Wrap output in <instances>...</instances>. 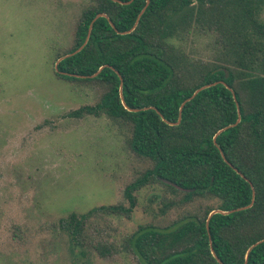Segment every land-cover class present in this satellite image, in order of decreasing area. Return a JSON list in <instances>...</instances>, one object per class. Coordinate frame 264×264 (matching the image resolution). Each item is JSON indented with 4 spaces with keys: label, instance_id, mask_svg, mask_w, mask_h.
I'll return each mask as SVG.
<instances>
[{
    "label": "trees",
    "instance_id": "1",
    "mask_svg": "<svg viewBox=\"0 0 264 264\" xmlns=\"http://www.w3.org/2000/svg\"><path fill=\"white\" fill-rule=\"evenodd\" d=\"M144 3L86 0L70 45L54 53L78 48L91 22L83 46L52 73L92 89L95 102L69 115L117 124L143 166L116 203L70 211L51 228L87 262L122 253L136 264H264V240L244 257L264 238V0H148L130 29ZM97 13L106 17L92 20ZM193 32L211 37L209 58L185 52L181 42ZM250 185L249 206L206 222L213 209L249 204ZM148 186L160 189L149 199L157 200L151 217L122 231L114 220H129Z\"/></svg>",
    "mask_w": 264,
    "mask_h": 264
},
{
    "label": "rangeland",
    "instance_id": "2",
    "mask_svg": "<svg viewBox=\"0 0 264 264\" xmlns=\"http://www.w3.org/2000/svg\"><path fill=\"white\" fill-rule=\"evenodd\" d=\"M86 0H0V264H136L69 252L51 228L59 217L120 199L139 171L120 128L104 116L70 111L96 100L91 88L52 73L54 53L67 47ZM264 22V7L260 14ZM195 58L213 54L211 37L182 42ZM158 187H143L122 231L149 220ZM146 210V211H145Z\"/></svg>",
    "mask_w": 264,
    "mask_h": 264
},
{
    "label": "water",
    "instance_id": "3",
    "mask_svg": "<svg viewBox=\"0 0 264 264\" xmlns=\"http://www.w3.org/2000/svg\"><path fill=\"white\" fill-rule=\"evenodd\" d=\"M114 1H117V2H120V3H128L130 0H127V1H125V2L118 1V0H114ZM147 3H148V0H145V3H144V5H143V7H142L141 10L139 11V13H138V15H137V17H136V20H135L134 24L132 25V27H131L130 29H132V28L134 27V25H135V23H136V21H137V18L139 17L140 13L143 11V9H144L145 6L147 5ZM99 16H104V17H106V15H105L104 13H97V14H95V16L93 17L92 20H94L96 17H99ZM90 25H91V22H90L89 25H88V29H87L86 36H85L83 42L80 44V46H78V48H76L74 51H72V52H70V53L63 54V55H61L60 57L56 58V60H55L54 63H53V70H54L55 72L60 73V71H58V69H57V67H56V64H57V62H58L61 58L66 57V56H68V55H70V54H72V53H75L76 51H78V50L83 46V44L85 43V41H86V39H87L88 32H89V30H90ZM103 66H104V65L98 67L97 70H96L95 72H93V73H92L91 75H89V76H90V77L95 76V75L98 73V71H99ZM219 82H221V81H219ZM214 83H216V82L207 83V84H204V85L199 86V87L196 88V89L191 93V95H190L188 98H186V99H189V98L193 97L194 94H195L197 91H199L200 89L205 88V87H207V86H209V85H211V84H214ZM120 88H121V79H120V81H119V86H118L119 97L121 98ZM184 101H185V100H184ZM184 101H183V102H184ZM183 102H181L180 105H179V108H178V114H177V120H176L175 123H177L178 120H179V118H180V108H181ZM127 109H128V110H132V111L137 110V109H134V108H133V109H131V108H127ZM237 121H238V117L236 118V120H235V122H234L233 124H230V125L224 126V127L220 128V129H218L217 132H219V131L225 129V128L228 127V126L234 125ZM217 132H216V133H217ZM213 139H214V137H213ZM220 154H221V156H223L222 153H220ZM237 173H239V172L237 171ZM239 174H240V173H239ZM240 176H242V175L240 174ZM250 188H251V200H250L249 204H247L246 206H243V207H237V208H235V209H229V210L213 209V210H211V211L207 214L206 222H207L208 218L210 217V215L213 214V213L218 212V213H222V214H227V213H230V212H233V211H236V210H239V209H241V208H244V207L249 206V205L252 203V201H253V195H254V194H253V188H252L251 185H250ZM263 240H264V238H261V239L255 241L254 243H252V244L247 248V250L245 251V255H244V257H246L247 252L249 251V249H250L251 247H253L255 244H257V243H259L260 241H263ZM211 253H212V255H213V251H211ZM217 261H218L220 264H222L218 259H217Z\"/></svg>",
    "mask_w": 264,
    "mask_h": 264
}]
</instances>
